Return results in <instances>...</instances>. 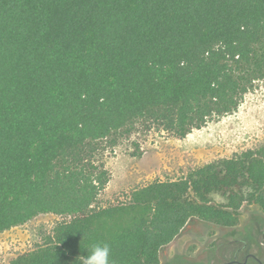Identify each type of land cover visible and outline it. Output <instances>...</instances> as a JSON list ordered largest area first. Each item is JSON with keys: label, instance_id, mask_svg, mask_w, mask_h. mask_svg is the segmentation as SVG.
I'll use <instances>...</instances> for the list:
<instances>
[{"label": "trees", "instance_id": "1", "mask_svg": "<svg viewBox=\"0 0 264 264\" xmlns=\"http://www.w3.org/2000/svg\"><path fill=\"white\" fill-rule=\"evenodd\" d=\"M264 80V0H0V233L70 216L11 264H160L196 218L264 213V146L152 183L128 207L94 211L103 141L137 122L184 138L235 112Z\"/></svg>", "mask_w": 264, "mask_h": 264}, {"label": "rangeland", "instance_id": "2", "mask_svg": "<svg viewBox=\"0 0 264 264\" xmlns=\"http://www.w3.org/2000/svg\"><path fill=\"white\" fill-rule=\"evenodd\" d=\"M103 141L96 159L109 173L94 211L128 207L131 197L152 183L175 181L217 160L239 157L264 146V80L255 83L232 114L215 117L202 128L178 138L161 128L137 122L131 132ZM235 227L190 219L179 235L159 252L160 264H203L227 260L233 243H245L264 264V213L243 204ZM70 216L42 214L0 233V264L37 250ZM242 259L239 258V261ZM252 264V263H249Z\"/></svg>", "mask_w": 264, "mask_h": 264}, {"label": "flooded vegetation", "instance_id": "3", "mask_svg": "<svg viewBox=\"0 0 264 264\" xmlns=\"http://www.w3.org/2000/svg\"><path fill=\"white\" fill-rule=\"evenodd\" d=\"M239 258L242 260L239 261ZM263 264L258 258V255L250 249V246L245 243H233L232 253L227 260H218L215 264ZM188 264V263H187ZM194 264V263H191ZM203 264H212L207 261Z\"/></svg>", "mask_w": 264, "mask_h": 264}, {"label": "clouds", "instance_id": "4", "mask_svg": "<svg viewBox=\"0 0 264 264\" xmlns=\"http://www.w3.org/2000/svg\"><path fill=\"white\" fill-rule=\"evenodd\" d=\"M110 246L107 244L95 245L88 249L87 257H79L81 264H111Z\"/></svg>", "mask_w": 264, "mask_h": 264}]
</instances>
